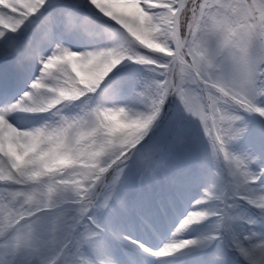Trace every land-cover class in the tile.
Wrapping results in <instances>:
<instances>
[{"label": "snow or ice", "instance_id": "6c2138e0", "mask_svg": "<svg viewBox=\"0 0 264 264\" xmlns=\"http://www.w3.org/2000/svg\"><path fill=\"white\" fill-rule=\"evenodd\" d=\"M0 264H264V0H0Z\"/></svg>", "mask_w": 264, "mask_h": 264}]
</instances>
